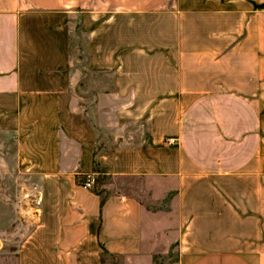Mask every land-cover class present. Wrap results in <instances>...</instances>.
<instances>
[{"label": "crops", "instance_id": "1", "mask_svg": "<svg viewBox=\"0 0 264 264\" xmlns=\"http://www.w3.org/2000/svg\"><path fill=\"white\" fill-rule=\"evenodd\" d=\"M0 128L16 264H264V0H0Z\"/></svg>", "mask_w": 264, "mask_h": 264}, {"label": "rangeland", "instance_id": "2", "mask_svg": "<svg viewBox=\"0 0 264 264\" xmlns=\"http://www.w3.org/2000/svg\"><path fill=\"white\" fill-rule=\"evenodd\" d=\"M5 134L0 132V241L4 243V247L0 249V264H16V242H10L7 236L31 227L27 222L31 215V207L28 206H33L35 196L29 188L35 179L28 173H18L14 170V158L10 150L14 141ZM173 241L171 238L167 252L132 255L131 258L105 253L101 264H177L178 256Z\"/></svg>", "mask_w": 264, "mask_h": 264}, {"label": "built area", "instance_id": "3", "mask_svg": "<svg viewBox=\"0 0 264 264\" xmlns=\"http://www.w3.org/2000/svg\"><path fill=\"white\" fill-rule=\"evenodd\" d=\"M176 139L175 138H169V143H173L175 142ZM95 182L94 176L93 175H88L84 180H83V184L87 187H93Z\"/></svg>", "mask_w": 264, "mask_h": 264}, {"label": "trees", "instance_id": "4", "mask_svg": "<svg viewBox=\"0 0 264 264\" xmlns=\"http://www.w3.org/2000/svg\"><path fill=\"white\" fill-rule=\"evenodd\" d=\"M84 180V179H83Z\"/></svg>", "mask_w": 264, "mask_h": 264}]
</instances>
